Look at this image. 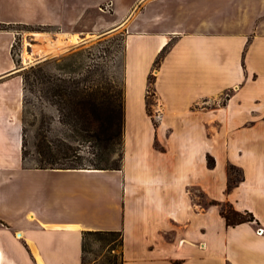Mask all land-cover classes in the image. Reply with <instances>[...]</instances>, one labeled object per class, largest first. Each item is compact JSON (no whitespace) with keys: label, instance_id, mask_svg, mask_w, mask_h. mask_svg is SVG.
Listing matches in <instances>:
<instances>
[{"label":"crops","instance_id":"1","mask_svg":"<svg viewBox=\"0 0 264 264\" xmlns=\"http://www.w3.org/2000/svg\"><path fill=\"white\" fill-rule=\"evenodd\" d=\"M3 25L125 32L126 133L121 170L27 165L0 30V264H83L86 231H122L123 264H264V0H0ZM214 200L256 220L229 226Z\"/></svg>","mask_w":264,"mask_h":264},{"label":"trees","instance_id":"2","mask_svg":"<svg viewBox=\"0 0 264 264\" xmlns=\"http://www.w3.org/2000/svg\"><path fill=\"white\" fill-rule=\"evenodd\" d=\"M7 28L9 26L3 25ZM39 29L51 26H39ZM161 58L157 64H160ZM24 84V118H23V143L26 124V115L30 113L28 108L30 101L28 93L39 90L43 100L56 108L59 114L58 122L63 124L71 134L70 138L76 140L81 138L99 147L96 154L97 159L90 160V165H84L81 158L82 150L73 146L67 141L54 143L48 141V137L42 133L37 145L39 164L37 168L52 169H96V170H121L125 157V133H126V96L125 81L119 84L116 78L108 81L93 80L90 78H77L68 76L53 75L46 65L31 67L20 74ZM156 96L155 77H150L149 91L147 94V107L151 115L153 112L151 97ZM156 127L158 122L154 120ZM77 136V137H76ZM95 154V152H94ZM118 155L119 159L111 163V156ZM23 157L27 160L24 145ZM68 162V163H67ZM209 166L215 167V159L209 157ZM70 164V165H68ZM241 171L235 166H229V185L231 190L237 185L238 180L232 177L233 171ZM211 204L221 207V214L227 220L229 226H237L246 222L256 220L255 215L250 211H238L230 202L211 201ZM98 237L108 247L111 253L115 252L118 246L121 247V264L124 263L123 245L124 238L122 231H86L84 233L83 264H87L86 255L87 243L91 237ZM118 256L109 262H117Z\"/></svg>","mask_w":264,"mask_h":264},{"label":"rangeland","instance_id":"3","mask_svg":"<svg viewBox=\"0 0 264 264\" xmlns=\"http://www.w3.org/2000/svg\"><path fill=\"white\" fill-rule=\"evenodd\" d=\"M109 7L110 5H103L101 6V10L108 11ZM39 28V26L25 25L9 26L8 28V30H12L16 34L13 46V56L15 59V70H17L20 74L29 70L33 66L42 64L46 65L48 71L53 75L90 78L101 81H108L112 78H116L119 81V84L123 82L126 38L125 32L119 31L115 33L102 34L97 32L96 34L87 35L82 38L79 36L81 42L66 48L63 51L64 53L42 56L38 54L40 46L37 44L39 43L44 45L45 42L36 40L37 38L34 33L40 32L55 37L61 32L57 28L53 27L44 29ZM6 29L7 28L5 27H0V30ZM1 46H3V44L0 45V64H4L5 62L3 61L7 59L8 50L7 48H2ZM27 53L33 55V57H28ZM153 77L155 76L153 75ZM10 90L14 96H16L17 91H19V84L16 80L12 82ZM28 99L30 101V105L28 107L30 109V113H27L26 115V124L24 126L25 140L23 143L27 158V165L37 166L39 164L37 145L40 141L39 138L42 126H44V132L42 133L48 137V141H52L54 143H59L61 141H67L68 143L71 142L75 148L82 150L81 158L85 159L83 160L84 165H90V160L93 161L97 159L96 154L99 152V147L95 146L93 143L91 144L88 141H84L81 138H76V140L70 138L71 134L68 129L63 124L58 122V111L54 106L47 103L46 100H43L39 90L29 92ZM151 102L153 112L149 115L153 121L155 120L159 124L161 115L156 114V96L151 97ZM18 108L20 111V102H18L14 97V102L12 104L13 112ZM14 114H16V111ZM23 118L24 113L22 112V119ZM131 120H133L132 117ZM14 133L15 131L13 132V135ZM12 153H18L16 146H13ZM110 159L111 163H114V161L119 159V156H111ZM209 168L211 167L209 166ZM231 173L234 179L241 176V174L236 170ZM227 190L231 191L228 188ZM199 196L202 197V195ZM203 201L206 203L208 202L205 197L203 198ZM87 251V264H121V247L118 246L115 252L111 253L108 247H105L102 240L96 236L89 239L87 243ZM115 256L119 257L117 262H114V260L109 262V258L113 259Z\"/></svg>","mask_w":264,"mask_h":264},{"label":"bare ground","instance_id":"4","mask_svg":"<svg viewBox=\"0 0 264 264\" xmlns=\"http://www.w3.org/2000/svg\"><path fill=\"white\" fill-rule=\"evenodd\" d=\"M31 33V32H30ZM36 36V40L38 41H44V45H39L40 50L39 53L42 56H48L52 54H62L63 51L77 43H80V37L78 35L76 36H69V34H59L55 37L46 35L40 32L34 33ZM72 35V34H71ZM26 36V35H25ZM35 39V38H34ZM34 53V52H33ZM28 54V57H33V55ZM0 260H1V252H0Z\"/></svg>","mask_w":264,"mask_h":264},{"label":"built area","instance_id":"5","mask_svg":"<svg viewBox=\"0 0 264 264\" xmlns=\"http://www.w3.org/2000/svg\"><path fill=\"white\" fill-rule=\"evenodd\" d=\"M156 111H157V110H156ZM156 114H157V115H160L158 111L156 112Z\"/></svg>","mask_w":264,"mask_h":264},{"label":"water","instance_id":"6","mask_svg":"<svg viewBox=\"0 0 264 264\" xmlns=\"http://www.w3.org/2000/svg\"><path fill=\"white\" fill-rule=\"evenodd\" d=\"M19 235H21V233H19Z\"/></svg>","mask_w":264,"mask_h":264}]
</instances>
